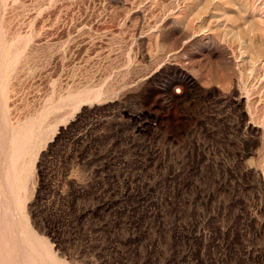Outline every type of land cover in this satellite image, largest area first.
I'll list each match as a JSON object with an SVG mask.
<instances>
[{"label": "rangeland", "instance_id": "1", "mask_svg": "<svg viewBox=\"0 0 264 264\" xmlns=\"http://www.w3.org/2000/svg\"><path fill=\"white\" fill-rule=\"evenodd\" d=\"M0 264H264V0H0Z\"/></svg>", "mask_w": 264, "mask_h": 264}]
</instances>
